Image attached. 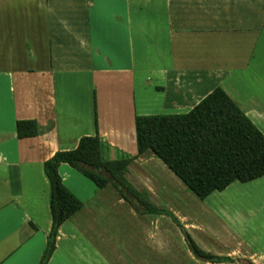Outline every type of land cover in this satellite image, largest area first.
Here are the masks:
<instances>
[{
  "label": "crops",
  "instance_id": "crops-1",
  "mask_svg": "<svg viewBox=\"0 0 264 264\" xmlns=\"http://www.w3.org/2000/svg\"><path fill=\"white\" fill-rule=\"evenodd\" d=\"M218 86L264 134V0H0V264H40L52 227L44 162L55 152L98 135L104 158L135 157L129 167L152 193L141 168L158 157L138 156L136 115L186 113ZM26 119L38 134L19 138ZM59 174L83 206L47 264H112L83 229L126 202L69 164ZM262 228L260 250L236 235L217 255L264 264Z\"/></svg>",
  "mask_w": 264,
  "mask_h": 264
},
{
  "label": "trees",
  "instance_id": "trees-1",
  "mask_svg": "<svg viewBox=\"0 0 264 264\" xmlns=\"http://www.w3.org/2000/svg\"><path fill=\"white\" fill-rule=\"evenodd\" d=\"M16 131L19 138L33 137L38 134V124L18 120ZM135 131L138 156L152 151L200 199L224 191L235 181L246 183L264 176V134L221 86L186 113L136 115ZM102 145L98 135L84 136L75 149L57 151L44 162L52 227L40 264H47L53 254L59 227L83 206L63 183L59 174L62 163L81 172L97 188L111 185L139 214L169 216L197 260L255 264L251 259H234L200 248L171 210L153 205L148 191L132 184L128 174L135 157L106 159Z\"/></svg>",
  "mask_w": 264,
  "mask_h": 264
},
{
  "label": "rangeland",
  "instance_id": "rangeland-1",
  "mask_svg": "<svg viewBox=\"0 0 264 264\" xmlns=\"http://www.w3.org/2000/svg\"><path fill=\"white\" fill-rule=\"evenodd\" d=\"M148 84L152 85L151 82ZM156 159L158 165L152 163L140 167L143 173L147 172L146 168L150 169L154 192L147 190L131 167L128 177L136 183L132 182L135 187L140 184V190L145 188L148 191V200L153 205L171 210L166 204L168 202L173 209L181 212L186 218L181 223L184 226L192 225L186 229L200 248L213 254H226L237 243L235 239L239 235L241 238L250 236L253 246L260 250V243L252 237L258 238L263 232L262 180L248 183L235 181L224 191H217L209 198L200 199L159 158ZM125 202L124 205L110 204L108 212L97 216L99 220L94 221L92 229H83L96 248L112 264H186V251L189 249L172 219L167 215L139 214ZM156 219L161 221L157 226L154 224ZM165 223L173 225V233L170 229L168 233ZM154 231L158 237L156 244L154 235L150 236ZM247 245L251 247L249 243Z\"/></svg>",
  "mask_w": 264,
  "mask_h": 264
}]
</instances>
